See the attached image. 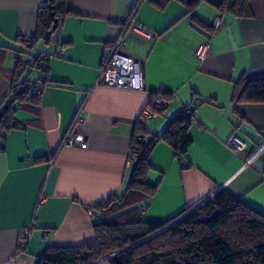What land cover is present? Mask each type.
Listing matches in <instances>:
<instances>
[{"label": "crops", "instance_id": "obj_1", "mask_svg": "<svg viewBox=\"0 0 264 264\" xmlns=\"http://www.w3.org/2000/svg\"><path fill=\"white\" fill-rule=\"evenodd\" d=\"M45 1L0 0V47L10 48L6 69H13L6 66L11 52L27 51L24 39L36 32ZM67 4L73 14L42 48L50 54L49 79L59 85L45 86L39 105L17 110L26 126L9 131L0 151V264H37L49 246L95 241V214L87 206L124 191L134 126L152 93L170 96L163 97V111L146 120L151 133H162L184 107L194 108L186 156L191 166L184 167L168 144L156 145L147 182L159 187L144 220L168 221L221 189L264 214V103L233 99L242 75L264 73V0H251L252 14L243 18L202 3L196 14L209 26L222 17L214 31L194 27L178 0L163 8L151 0ZM133 15L142 31H129L123 52L141 62L144 90L97 85L104 58ZM203 42L210 51L200 59L196 50ZM81 109L75 130L88 145L63 146ZM234 132L247 142L245 150L227 144ZM30 227L22 249L19 240Z\"/></svg>", "mask_w": 264, "mask_h": 264}, {"label": "trees", "instance_id": "obj_2", "mask_svg": "<svg viewBox=\"0 0 264 264\" xmlns=\"http://www.w3.org/2000/svg\"><path fill=\"white\" fill-rule=\"evenodd\" d=\"M67 1L46 0L40 6L36 32L28 37V43L23 41L27 51H19L33 57L28 64H23L24 61L17 57L15 67L6 69L4 60L10 48L0 47V72L10 81L12 96L6 110V100L0 103V114L3 112L0 117V151L5 149V142L1 141L9 131L26 126L17 120V110L24 105H39L42 89L49 84H58L49 79L50 54L38 52L37 47L50 44L63 19L73 14ZM151 1L163 8L170 0ZM178 1L186 7L193 26L200 30L214 31L213 26L196 14L202 3L210 4L223 16L243 18L252 14L251 0ZM56 21L57 28L54 29ZM28 67L40 72V77L32 85L28 77L23 79ZM42 73H45L44 77H41ZM158 95L170 96L152 93L147 105L152 104ZM233 99L264 103V73L242 75L234 85ZM188 110L192 113L185 114ZM193 117L194 108L184 107L160 134L149 132L145 122L137 120L130 142L131 154L136 153L137 159L124 191L87 206V210L95 214V241L78 246H49L37 264H264V214L247 206L226 189L219 190L204 202L188 206L168 221L144 220L142 207L147 209L159 187L147 182L153 169L151 154L157 144L164 142L173 149L184 167H190L186 156L192 144L189 126ZM54 157L55 154L37 161Z\"/></svg>", "mask_w": 264, "mask_h": 264}, {"label": "built area", "instance_id": "obj_3", "mask_svg": "<svg viewBox=\"0 0 264 264\" xmlns=\"http://www.w3.org/2000/svg\"><path fill=\"white\" fill-rule=\"evenodd\" d=\"M221 20L222 17L218 16L213 23V27L218 28L221 24ZM133 29L138 33L142 31L135 22L134 15L128 21L127 26L121 31V34L114 42L112 50L104 58L101 71L97 79V85H106L131 90H144L145 84L141 62L123 52L128 33ZM24 40L28 43V38H25ZM209 51L210 44L208 42H203L198 46L196 55L200 59H204L208 55ZM62 53L63 49L58 48L56 55H60ZM24 64L26 65L28 63L26 62ZM44 76L45 73H42L41 77ZM39 92L40 91L37 93ZM166 105L167 101L165 98L160 97L156 99L152 104L145 107L139 115L138 121L144 123L147 119L156 117L159 114V111L164 109ZM82 112L83 109L77 112L73 121V126L69 129L63 139V146H79L81 148L87 147L88 140L86 135L75 130V126L82 120ZM190 113H192V110L185 111V114ZM1 142H5V140L3 139ZM227 144L235 151H243L247 148V142L235 132L229 137ZM136 159L137 154L132 153L129 159V165L133 166ZM142 208L143 210H146L145 206ZM89 214L92 215L93 212L89 211ZM31 230L32 227H30L22 235L19 240L20 248L23 249L28 244V241L31 238Z\"/></svg>", "mask_w": 264, "mask_h": 264}, {"label": "rangeland", "instance_id": "obj_4", "mask_svg": "<svg viewBox=\"0 0 264 264\" xmlns=\"http://www.w3.org/2000/svg\"><path fill=\"white\" fill-rule=\"evenodd\" d=\"M44 47V44H40L38 46V52L42 51V48ZM13 54V55H12ZM16 57H20L22 58L24 61V63L31 61L33 59V57L29 54H23L22 52H11V54L9 55L8 59H7V63L6 66L7 67H15V63H16ZM29 78V84L32 85V83L36 80H38L39 78V70L34 68V67H28V69L25 71V74L23 76V79L25 78ZM7 78L4 77V75L0 72V103L3 100H6V103L4 104V106L8 105L11 101H12V96L10 95V81L6 80ZM7 95L9 97H7Z\"/></svg>", "mask_w": 264, "mask_h": 264}, {"label": "water", "instance_id": "obj_5", "mask_svg": "<svg viewBox=\"0 0 264 264\" xmlns=\"http://www.w3.org/2000/svg\"><path fill=\"white\" fill-rule=\"evenodd\" d=\"M57 28V21H56V24L54 25V29H56ZM7 109V105L4 107V110H6ZM2 114H3V112H1V114H0V117L2 116ZM202 204V203H201ZM201 204H199V205H197L196 207H194L191 211H193V210H195L197 207H199ZM191 211H189V212H191Z\"/></svg>", "mask_w": 264, "mask_h": 264}]
</instances>
